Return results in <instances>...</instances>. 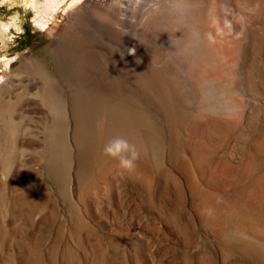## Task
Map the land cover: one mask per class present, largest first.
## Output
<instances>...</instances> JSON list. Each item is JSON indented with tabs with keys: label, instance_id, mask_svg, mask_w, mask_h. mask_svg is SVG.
<instances>
[{
	"label": "rangeland",
	"instance_id": "obj_1",
	"mask_svg": "<svg viewBox=\"0 0 264 264\" xmlns=\"http://www.w3.org/2000/svg\"><path fill=\"white\" fill-rule=\"evenodd\" d=\"M95 1L120 7L99 13L110 29L91 26L87 0H65L42 28L21 0H0V86L16 81L8 96L29 129L18 146L47 157V120L26 105L39 91L36 66L66 77L79 47L111 34L116 57L98 52L114 87L129 89L118 103L129 111L111 123L136 146L137 168L103 154V123L98 144L84 147V186L47 160L0 170V213L17 196L10 228L24 230L0 236V264H32L26 245L41 248L43 264H264L246 239L225 237L222 219L236 212L264 226V0Z\"/></svg>",
	"mask_w": 264,
	"mask_h": 264
},
{
	"label": "bare ground",
	"instance_id": "obj_2",
	"mask_svg": "<svg viewBox=\"0 0 264 264\" xmlns=\"http://www.w3.org/2000/svg\"><path fill=\"white\" fill-rule=\"evenodd\" d=\"M21 1L26 7L33 9L38 19L41 17L37 23L42 28L47 24L43 25V20H45L43 17L46 18L49 13L55 12L65 0ZM81 1L83 0H78V2L71 0L69 7H75ZM118 3L122 6L123 2L120 1ZM90 7H93L92 12H90L92 10ZM82 9L83 12H86L91 26L96 30H101L104 27L110 29L111 26V24L109 26L98 19L99 13L111 15L113 12L121 11L119 6L113 8L95 0H87L86 5ZM81 24L83 23L76 22L75 26L77 25L79 28ZM95 39L93 38V40L87 42L86 47H79L77 51L80 52L76 56L74 53L73 56L70 55L73 57L71 59L72 65L70 64L72 67L69 66L70 69L67 70L66 77L53 81L45 68L36 66L35 76L37 77H34V79L39 86V91L35 98H30L26 101V105L29 107V112L42 115L47 120V123L42 127L45 131L43 152H48L47 157L37 156L29 158L23 152L22 147L18 146L17 141L20 142L22 136L29 129L25 128V122L20 121L21 117L18 109L12 104L8 96L9 90L16 81L0 86V170L4 175L10 176L11 168L15 164L26 163L32 159H35L38 163L47 160L54 169L58 167L66 168V175H68L70 184L71 180L75 179L80 186H84V179L80 175L83 170L81 158L84 150L88 147L93 148L95 144H98L103 123L106 124V131H108L109 137L107 138H113L115 131L113 130V123H111L113 115L116 116L118 113L125 114L129 111L127 105H118L121 99H129V89L121 90L114 87L112 79L116 74L108 66L110 61L108 62L105 57L107 56L110 60L116 57L115 41L111 34L107 43L97 42ZM61 45L60 47H63V44ZM131 49L140 51L137 45H131ZM100 50L105 51V56L99 54L98 51ZM64 51L67 50L65 49ZM125 51H129V46ZM115 61L117 60L115 59ZM12 69L13 74L14 71ZM25 73V71L21 72V74ZM30 74L32 75V73L28 75ZM85 146L87 148H84ZM76 161L77 164H75ZM15 177L16 175L13 174V179ZM16 181L13 180L10 183V185L13 184V189L20 184ZM16 198L17 196H11V204L8 203L4 207L5 210L0 213V236L6 240H10L14 236L20 237L24 233V230L16 229L13 231L10 228L13 221V217L10 214L14 212L13 202ZM29 210L30 214L34 212V204L29 207ZM222 219L225 223L223 226L227 227V229L225 228L226 236H224L227 239L234 236L246 239L244 243L247 248L253 253L255 258L262 261L264 259V242L260 243L258 240L264 238V226L258 224L260 221L255 222L247 217L244 220L236 212H227ZM25 252L32 264H43L42 259L39 258L41 248L38 245H26Z\"/></svg>",
	"mask_w": 264,
	"mask_h": 264
},
{
	"label": "clouds",
	"instance_id": "obj_3",
	"mask_svg": "<svg viewBox=\"0 0 264 264\" xmlns=\"http://www.w3.org/2000/svg\"><path fill=\"white\" fill-rule=\"evenodd\" d=\"M133 38L135 39V37ZM134 53L135 49L129 50V54ZM103 154L116 161L119 170L128 173L133 172L137 168V161L140 156L136 146L123 137L109 139L103 147Z\"/></svg>",
	"mask_w": 264,
	"mask_h": 264
},
{
	"label": "snow or ice",
	"instance_id": "obj_4",
	"mask_svg": "<svg viewBox=\"0 0 264 264\" xmlns=\"http://www.w3.org/2000/svg\"><path fill=\"white\" fill-rule=\"evenodd\" d=\"M74 2H78V0H74ZM0 28H2V25H0ZM0 35H2V33H0Z\"/></svg>",
	"mask_w": 264,
	"mask_h": 264
}]
</instances>
